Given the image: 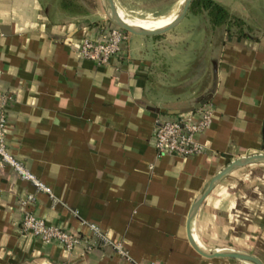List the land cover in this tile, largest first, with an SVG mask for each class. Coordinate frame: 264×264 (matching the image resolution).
Returning <instances> with one entry per match:
<instances>
[{"label": "crops", "instance_id": "crops-1", "mask_svg": "<svg viewBox=\"0 0 264 264\" xmlns=\"http://www.w3.org/2000/svg\"><path fill=\"white\" fill-rule=\"evenodd\" d=\"M252 26L227 38L206 13L160 35L129 34L127 54L99 64L80 43L106 14L60 0H0V100L9 95L7 144L52 189L0 170V264H240L198 253L191 205L232 160L264 152V0H217ZM212 99L202 153H157L155 121ZM242 168V167H239ZM239 168L223 176L192 221L206 250L264 243L261 195L240 205ZM49 222L89 232L97 222L123 242L67 250L20 230L21 199ZM254 251V250H253Z\"/></svg>", "mask_w": 264, "mask_h": 264}, {"label": "built area", "instance_id": "built-area-1", "mask_svg": "<svg viewBox=\"0 0 264 264\" xmlns=\"http://www.w3.org/2000/svg\"><path fill=\"white\" fill-rule=\"evenodd\" d=\"M129 34V31L107 18L96 34L82 38L79 52L83 57L95 60L99 64H109L112 59L127 54ZM9 98L8 94H3L0 100V170L10 167L19 177L34 183L37 190L53 196L51 187L9 149L7 144ZM214 117L215 104L212 99H207L195 108L179 111L172 116L159 115L155 121L153 139L157 153L182 156L202 153L205 145L199 136L211 125ZM36 202L35 192H29L21 199V232L32 234L46 242L57 241L67 250H73L80 244L87 250L98 246H109L126 255L123 242L109 235L97 222L87 223L89 226L87 233L74 231L38 215L35 211Z\"/></svg>", "mask_w": 264, "mask_h": 264}, {"label": "rangeland", "instance_id": "rangeland-1", "mask_svg": "<svg viewBox=\"0 0 264 264\" xmlns=\"http://www.w3.org/2000/svg\"><path fill=\"white\" fill-rule=\"evenodd\" d=\"M61 6L81 15L95 16L99 13L106 14L103 0H60ZM117 7L129 17L141 19H165L178 6L180 0H115ZM192 11L175 27L181 28L193 22ZM107 18V15H106ZM174 28V29H175ZM239 168V176L243 177L239 185L240 205L246 198L261 195L264 206V161L255 164H246ZM238 248V247H233ZM254 250V251H253ZM252 252L264 259V243L252 245ZM234 259V258H232ZM240 264H249L247 261L234 259Z\"/></svg>", "mask_w": 264, "mask_h": 264}, {"label": "water", "instance_id": "water-1", "mask_svg": "<svg viewBox=\"0 0 264 264\" xmlns=\"http://www.w3.org/2000/svg\"><path fill=\"white\" fill-rule=\"evenodd\" d=\"M104 7L106 10L107 18L118 26L126 29L127 31L140 34V35H160L171 29H174L191 11L193 0H184L182 8L177 15V17L171 21L169 24L150 29L143 26L132 25L127 22L119 13L117 4L115 0H103ZM200 104H198L199 106ZM264 152L253 153L250 155H244L232 160L223 169L216 173L205 185L202 191L199 193L193 204L191 205L188 217H187V235L188 239L193 246V248L201 255L208 258H234L243 261H247L252 264H264V259L261 258L257 253L250 250L239 249V248H222L208 251L204 249L197 241L192 231V221L195 218L202 202L207 197V195L215 188V186L220 182L224 175L230 173L236 168L244 166L250 163L263 162Z\"/></svg>", "mask_w": 264, "mask_h": 264}, {"label": "trees", "instance_id": "trees-1", "mask_svg": "<svg viewBox=\"0 0 264 264\" xmlns=\"http://www.w3.org/2000/svg\"><path fill=\"white\" fill-rule=\"evenodd\" d=\"M191 11L206 13L212 29L224 26L227 31V38L234 35L238 38L249 36V33L253 31V26L244 17L232 12L226 5L217 0H193ZM229 246L240 247L241 245L230 244Z\"/></svg>", "mask_w": 264, "mask_h": 264}, {"label": "bare ground", "instance_id": "bare-ground-1", "mask_svg": "<svg viewBox=\"0 0 264 264\" xmlns=\"http://www.w3.org/2000/svg\"><path fill=\"white\" fill-rule=\"evenodd\" d=\"M183 3H184V0H180L176 9L165 19H161V17H159L157 19L149 20V19H141V18H136V17H129V16H126L119 8L118 10H119L120 15L132 25L143 26V27H147L150 29H154V28L165 26L169 24L171 21H173L179 14ZM249 264H252V263H249Z\"/></svg>", "mask_w": 264, "mask_h": 264}]
</instances>
